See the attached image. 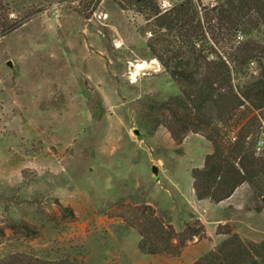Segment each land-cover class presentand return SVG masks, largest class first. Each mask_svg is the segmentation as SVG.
<instances>
[{
    "label": "rangeland",
    "instance_id": "374dc122",
    "mask_svg": "<svg viewBox=\"0 0 264 264\" xmlns=\"http://www.w3.org/2000/svg\"><path fill=\"white\" fill-rule=\"evenodd\" d=\"M2 1L11 16L34 13L0 37V262L190 264L237 235L264 241L263 176L224 201L197 198L211 144L174 120L181 85L161 60L171 52L156 41V16L126 0ZM210 1L193 0L198 18ZM260 28L251 37L264 43ZM216 48L208 60L230 63ZM139 63L150 66L137 74ZM170 227L183 246L179 236L170 250L140 249L142 233Z\"/></svg>",
    "mask_w": 264,
    "mask_h": 264
},
{
    "label": "trees",
    "instance_id": "16d2710c",
    "mask_svg": "<svg viewBox=\"0 0 264 264\" xmlns=\"http://www.w3.org/2000/svg\"><path fill=\"white\" fill-rule=\"evenodd\" d=\"M126 1L148 10L156 16L160 30L165 29L158 31L156 41L166 43L171 55L161 60L181 85V95L172 100L174 120L182 122L185 129L195 126V130H205L211 144V151L194 172L197 198L221 202L243 184L256 185L257 179L264 177V152L258 156L256 150L260 141L264 150V43L251 34L264 24V0H220L215 7L203 8L204 20L198 18L202 11L195 8L193 0H183L164 12L154 0ZM11 13L9 4L0 0V37L18 29L34 10L27 11L24 17ZM240 34L246 39H239ZM173 43L176 47H171ZM220 43H224L230 63L222 56L208 60L209 53L216 52V44ZM255 60L260 63L257 73L243 83L236 82L237 78L250 76L249 65ZM235 130L237 139L232 141ZM148 231V236L142 233L139 245L144 252L170 250L172 240L179 236L180 246L186 242L185 234L180 235L173 227L162 228L160 236ZM199 234V230H192L190 239ZM13 256L16 258L0 264H42ZM196 258L190 264H264V241H245L237 235V242L226 240L217 249L204 247Z\"/></svg>",
    "mask_w": 264,
    "mask_h": 264
},
{
    "label": "built area",
    "instance_id": "2783aa9c",
    "mask_svg": "<svg viewBox=\"0 0 264 264\" xmlns=\"http://www.w3.org/2000/svg\"><path fill=\"white\" fill-rule=\"evenodd\" d=\"M218 3L215 0H211L210 2H208V5L211 7H215ZM165 7L162 6V4H160V7L163 11H167L170 10L171 8H173L174 6L172 5V3L168 0L165 5ZM237 139V135L235 132L231 133V140L235 141Z\"/></svg>",
    "mask_w": 264,
    "mask_h": 264
},
{
    "label": "bare ground",
    "instance_id": "6f19581e",
    "mask_svg": "<svg viewBox=\"0 0 264 264\" xmlns=\"http://www.w3.org/2000/svg\"><path fill=\"white\" fill-rule=\"evenodd\" d=\"M144 63H146V62H144ZM148 65L149 64H146L145 65V64H142V63H139V64L135 65L136 66V69L135 70L137 71V74H139V70H141V69L145 70V68H147Z\"/></svg>",
    "mask_w": 264,
    "mask_h": 264
},
{
    "label": "water",
    "instance_id": "95a60500",
    "mask_svg": "<svg viewBox=\"0 0 264 264\" xmlns=\"http://www.w3.org/2000/svg\"><path fill=\"white\" fill-rule=\"evenodd\" d=\"M9 64L12 66V61H9ZM136 132H138V130H136ZM153 171L156 173V175H158V167L156 165L153 166Z\"/></svg>",
    "mask_w": 264,
    "mask_h": 264
}]
</instances>
